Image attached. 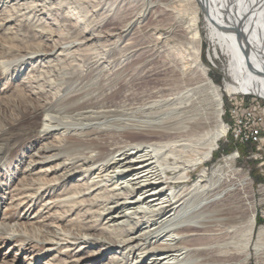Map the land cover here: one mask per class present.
<instances>
[{
    "label": "bare ground",
    "instance_id": "1",
    "mask_svg": "<svg viewBox=\"0 0 264 264\" xmlns=\"http://www.w3.org/2000/svg\"><path fill=\"white\" fill-rule=\"evenodd\" d=\"M85 1L0 0V14L15 10L18 17L28 18L54 12L57 23L45 24L49 34H54L60 21L71 31L68 34H74L72 41L58 36L51 48L28 47L25 54L14 59L6 55L18 47L8 45L5 56H0V70L20 68L25 61L36 58L34 63L51 60L55 49L63 53L78 45L93 44L96 34L86 36L68 17L79 13L78 21H84L80 11L85 9L77 3ZM90 1L97 6L110 4V0ZM193 1L196 7L187 29L190 38L198 43L193 47L195 70L186 82L156 81L159 83L148 91L145 102L135 111L125 104L135 93H126L124 85L129 83L126 78L145 70L144 62L135 59L136 62L110 70L104 68L102 60L95 65H74L61 78L37 77L27 82L35 89V99L24 94L21 103H14L21 116L0 126V168L7 167V158L17 148L31 143L35 152L21 169L26 176L38 175L30 179L29 185H36L28 195L30 202L43 200L49 193V199L54 200L48 206L65 207V211L83 217L78 224L72 222V230L62 232L55 228L51 233L41 229L40 237L47 236L36 239L37 243L58 245L53 239H64L76 244L83 240V247L79 246L82 249L85 244L95 243L99 249L91 256L98 259L109 254L105 264H249L252 259L255 264H264V223H257L252 181L235 166L236 157H222L210 171L203 168L188 183L192 178L189 172L213 157L226 134L222 91L251 94L264 100V0ZM65 6L69 14L61 17L60 10ZM199 10L205 14L213 43L210 60L227 57L223 86L210 78L207 66L199 61ZM2 20L5 24L12 22L13 17ZM95 27L92 25L89 30L95 32ZM131 27L132 18L120 32L127 34ZM114 31L108 28L106 36L115 35ZM128 51L134 55L132 47ZM159 70L151 69L152 73ZM46 88L53 92L45 95ZM162 91L168 93L167 97ZM155 105L164 107L153 111ZM26 112L30 118L39 113L43 118L37 125L23 123ZM46 139L50 141L34 146ZM47 152L51 154L46 155ZM106 215L102 223L101 218ZM26 227L27 223L2 226L0 222V231L9 239L28 238Z\"/></svg>",
    "mask_w": 264,
    "mask_h": 264
},
{
    "label": "rangeland",
    "instance_id": "2",
    "mask_svg": "<svg viewBox=\"0 0 264 264\" xmlns=\"http://www.w3.org/2000/svg\"><path fill=\"white\" fill-rule=\"evenodd\" d=\"M86 1V3H77L80 9H85L80 11L82 17L84 16L86 18L84 21H78V19H80L78 18L79 13H77V15L76 13H72V16L68 17L70 18V22L75 23L78 29L85 31L84 34H86V36L96 34L92 41L94 42L93 44L85 45L86 47L84 45L81 47L78 45L69 48L70 51H62L63 53L65 52L64 54L55 49L53 52H56V54L54 57H51V60H39L34 63V61H37L36 58L25 61L20 68L14 67L13 69L11 67L0 70V126L7 121H11L14 117L21 116L20 111L18 110L19 106L17 108L15 104L21 103L20 98H22L24 94H31V97H35V89H32L29 83H27L29 80L34 78L37 79V77H39L40 80H49V77L51 76V78H61L63 75H68L74 65L83 66L87 65L86 63L89 65H92L93 63L95 65V63L100 64L97 63L98 60H102L104 68L106 66V70L107 68L110 70V67L113 68L114 66L118 68L126 66L131 62H144L145 70L136 71L138 74L135 72L136 74L131 76V78H126V82L128 81L129 83H124V85H126V93H135V96L130 100L131 102L128 101L125 103L127 104L126 106H132L134 111L137 106L145 102V95L148 91H152L154 86L159 83L156 81H160V84H162V81L168 83L169 80L172 81V83L179 81L186 82L187 79L191 77L190 74L192 73V70H195V68H193L195 67L193 60V47L198 45L197 39L192 40L190 38L191 32L187 29L190 18L193 16L192 12L195 11L196 7L193 0H110V4L108 3L106 6L105 4L103 6H97L90 0ZM66 7L67 6H65V8ZM65 8L63 7L60 10V14H62L61 17L69 14V10ZM8 12L9 13H6V11H4L0 14V56H5V49L9 50L7 49L8 45L18 47L13 52L11 49L10 55H6L8 56L7 58L12 59L13 57L14 59V57H17L20 54H25L28 50L26 48L28 47L39 45L41 47L51 48L58 36H63L64 41L74 39V34H68L71 31L67 30L66 26H61L64 23L63 21H60L62 22L60 25L56 24L57 27L54 29V34H49L47 31L48 28L45 24L56 22L55 18L57 17L54 12L49 15L47 12H44V14H41L40 16H29L28 18L18 17L15 10ZM11 16L13 17V21L4 24L2 19H4V17L11 18ZM198 16L199 61L207 66L210 78L218 86H223L226 79L225 69L227 68V57L222 55L219 59L214 61L210 60L209 52H212L213 50V43L210 41L204 12L199 10ZM41 18H44L46 22H43ZM131 18L132 27L129 28V33L125 34L120 32L122 31L120 28H122L127 21L131 20ZM15 19L20 20L14 21ZM1 22L3 24H1ZM85 25L89 26L85 29ZM92 25L94 27L96 26L95 32L89 30V27H92ZM108 28H114L115 35L106 36L105 32ZM113 41H117V44L119 45L111 44L114 43ZM130 47L134 50V55L132 56H130L131 54H129L128 51ZM85 48L88 49L86 52L81 51ZM19 49L22 52L18 53L16 51ZM78 51L79 53H77ZM18 60L21 59L18 58ZM153 67L160 70L156 73H152L153 71H151V69ZM163 68L165 69L162 70ZM101 77L102 75H100L99 78ZM175 79L177 81H175ZM128 89H131V91H128ZM50 92L53 91L46 88L45 95H49ZM163 92L164 91H162V95H164L163 97H167L168 93ZM222 92V120L226 123L229 120V108H231L235 100H239L241 94H238L237 96L236 94L231 93V96L230 93L225 91ZM250 97L249 95H246L244 98L245 102L251 100ZM131 103L133 105H129ZM261 103H264V101L262 100ZM163 107L164 106L155 105L152 110L159 111L163 109ZM212 111L211 106L210 113ZM138 113L139 111H136V114ZM29 115L28 112L22 115V118L24 119L23 123L30 122L31 125H37L43 118L41 113L33 116V118H30ZM211 116L214 117L213 114H211ZM211 120L213 121L214 119L212 118ZM213 124L214 123H211V125ZM47 141L49 142L50 139L36 142L34 143V146L40 147L42 143H47ZM20 147V149L17 148V151L15 150L7 158L5 162V166L7 167L0 168V222H2V226L13 225L18 222L27 223V227L24 231L29 239L24 236L9 239L5 237L4 232L0 231V264H105L109 259V254L98 259H94L91 256L94 251L99 249L98 246H94L95 243L93 246L91 243H89V245L85 244L86 248L82 249L79 246L83 247V245H81L84 242L83 240H80V242L77 241L76 244H71L74 242L70 241L71 243H67V240L64 239H53L54 242L60 243L58 245L50 242H46L45 244L36 242V239L43 240L47 236L40 237L39 234L41 229H45L51 233H53L55 228H59L62 232H64L63 229L72 230L74 229L72 222L74 221L78 224L83 217L81 216V218L74 213L65 211V207H53V204L48 206V203H51L54 200L49 199L52 195L49 193H46L45 196H43V200L35 199V202H30L28 195L31 194L30 192H33L31 189H34L36 186L29 185L30 179H33L34 177L37 178L38 175L26 176L25 174H22L21 169L24 167L25 161H28L31 158V154L32 152H35V149L31 143H24ZM49 154H51V152L46 153V155ZM228 154H233L236 157L234 162L235 166L252 181L256 195L255 202L257 203L258 208L256 214L257 223L263 224L264 146L261 148L250 143H239L234 140L230 132L226 131L224 137L219 141L213 157L211 159L209 158L206 163L196 165L195 168L189 172L193 179L191 178L188 183H191L192 180L196 179L198 175L202 173L203 168L210 171L222 157L227 156ZM19 160L23 163H20L21 161ZM196 167H199V169ZM66 186L69 187L70 183L66 184ZM26 188H30V190H24ZM57 193L58 192H55V194ZM42 195H44V193H42ZM25 217H28L29 219L26 220ZM66 217L68 219L65 221L57 220V218ZM106 217L107 215L101 218L102 223L106 220ZM28 223L32 224L28 225ZM30 239L35 241H31ZM249 264H255L254 260H250Z\"/></svg>",
    "mask_w": 264,
    "mask_h": 264
},
{
    "label": "built area",
    "instance_id": "3",
    "mask_svg": "<svg viewBox=\"0 0 264 264\" xmlns=\"http://www.w3.org/2000/svg\"><path fill=\"white\" fill-rule=\"evenodd\" d=\"M232 94L237 96L241 94V97H238L239 100H235L228 110L229 120L224 123L226 131L230 132L234 140L239 143H250L262 148L264 146V103H261L262 99L251 94ZM246 95L251 96L248 102L244 100Z\"/></svg>",
    "mask_w": 264,
    "mask_h": 264
}]
</instances>
